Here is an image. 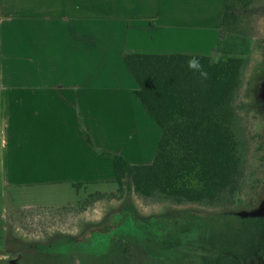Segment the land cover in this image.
Segmentation results:
<instances>
[{"label":"crops","instance_id":"obj_1","mask_svg":"<svg viewBox=\"0 0 264 264\" xmlns=\"http://www.w3.org/2000/svg\"><path fill=\"white\" fill-rule=\"evenodd\" d=\"M224 4L0 0V183L112 182L116 154L151 164L162 129L124 56L212 54Z\"/></svg>","mask_w":264,"mask_h":264},{"label":"trees","instance_id":"obj_2","mask_svg":"<svg viewBox=\"0 0 264 264\" xmlns=\"http://www.w3.org/2000/svg\"><path fill=\"white\" fill-rule=\"evenodd\" d=\"M259 1L225 0L213 54H125L138 83L134 93L162 129V137L151 164L135 165L114 155L117 190L108 193L111 197L124 204L131 192L176 205L227 208L236 203L249 154L240 110L264 114V76L254 88L253 101L239 103ZM186 213V225L144 217L140 225L132 222L130 228L114 230L124 236L144 234L145 264H264V209ZM217 230L226 235L220 243L214 241ZM59 238L52 240L62 245ZM26 245L21 242L19 248Z\"/></svg>","mask_w":264,"mask_h":264},{"label":"rangeland","instance_id":"obj_3","mask_svg":"<svg viewBox=\"0 0 264 264\" xmlns=\"http://www.w3.org/2000/svg\"><path fill=\"white\" fill-rule=\"evenodd\" d=\"M263 74L264 0H261L252 20L250 62L239 103L253 101L254 88L260 85ZM248 92L251 94L247 95ZM240 113L249 154L243 184L233 206L176 205L167 200L145 199L135 192L130 193L124 204L118 196L108 194L116 192L115 181L78 186L69 183L8 187L0 183V264H104L110 259L112 264H145L144 234L130 232L124 236L117 229L130 228L132 222L140 225L144 217L168 223L179 220L186 225L190 213H183L191 210L215 213L240 208L263 210L264 114L247 107ZM157 128L160 132L161 128ZM153 137L150 143L154 146L158 140L156 135ZM88 199L93 201L85 202ZM56 237H60L62 245L52 240ZM160 239L165 237L162 235ZM225 239L223 232H215L216 243ZM21 242L31 247L20 249ZM39 242L46 247L38 245ZM158 253L165 255L159 250Z\"/></svg>","mask_w":264,"mask_h":264},{"label":"flooded vegetation","instance_id":"obj_4","mask_svg":"<svg viewBox=\"0 0 264 264\" xmlns=\"http://www.w3.org/2000/svg\"><path fill=\"white\" fill-rule=\"evenodd\" d=\"M32 245V244H31ZM28 247V246H27ZM31 246H29V248H30ZM28 250V252L27 253H30V250L29 249H27Z\"/></svg>","mask_w":264,"mask_h":264}]
</instances>
